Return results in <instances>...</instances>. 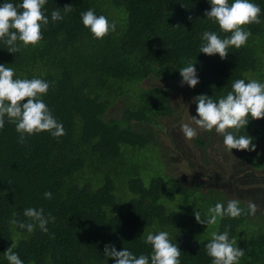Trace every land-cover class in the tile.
<instances>
[{
  "label": "trees",
  "instance_id": "1",
  "mask_svg": "<svg viewBox=\"0 0 264 264\" xmlns=\"http://www.w3.org/2000/svg\"><path fill=\"white\" fill-rule=\"evenodd\" d=\"M255 2L264 8V0ZM67 4L73 11L64 21H50L35 47L11 53L0 42V63L22 77L51 82L43 99L66 128L59 138L43 131L23 144L15 124L6 122L0 130V264H8L4 251L13 239L25 264H114L115 257L104 255L107 243L137 256L150 254L144 236L158 230L169 231L178 243L182 264H211L204 248L211 237L194 210L206 216L210 206L229 199L246 210L254 202L257 213L218 219L215 230L231 226L230 234L245 249L240 264H264V118L241 130L257 148L233 149L230 169L209 159L208 149L221 144L222 135L213 130L197 137L203 164L213 168L194 174L193 186L187 178L158 172L147 183L134 160L148 141L136 126L177 114L172 101L181 86L180 67L196 63L200 76L194 88L185 84L187 96L218 99L235 79L264 81V13L261 23L244 26L252 31L247 44L230 48L221 59L199 53L201 33L219 32L205 15L208 0H48L49 18ZM90 7L117 18V32L93 38L80 17ZM149 78L158 82L145 86ZM120 101L121 119L110 113ZM155 134L151 130L153 139ZM154 145L163 159L161 143ZM46 190L52 191L51 200L44 197ZM248 194L249 202L243 200ZM26 207H43L56 217L48 233L39 228L27 233L10 223L14 216L27 219Z\"/></svg>",
  "mask_w": 264,
  "mask_h": 264
},
{
  "label": "clouds",
  "instance_id": "2",
  "mask_svg": "<svg viewBox=\"0 0 264 264\" xmlns=\"http://www.w3.org/2000/svg\"><path fill=\"white\" fill-rule=\"evenodd\" d=\"M210 10H205L206 17L219 26V32L204 30L201 33L199 53L208 55L219 54L226 59L229 49H237L246 45L252 36L250 28L245 25L261 23L264 8L255 0H208ZM48 0H0V42L6 45L11 53L21 52L29 45L35 47L43 39V30L52 23L64 21L74 9L67 4L63 9H53L51 17L46 7ZM81 21L93 38L103 39L110 33H116L117 18L97 13L90 7L80 13ZM220 32L230 33L221 36ZM181 85L194 88L200 82L196 63H187L179 68ZM51 82L41 76L22 77L16 69L0 63V130L6 122L15 124L19 133V143H26L29 136L47 131L52 137L59 138L66 134V128L53 113V110L43 99L50 89ZM25 98H27L25 100ZM197 105V115H191V121L180 125L187 140H192L202 131H215L222 135L223 144L228 152L233 149L254 151L257 145L251 135L240 134L247 129L250 120L264 118V81L255 78H238L232 81L231 90L226 95L214 99L213 95L201 93L193 97ZM51 200L53 193L46 190L43 193ZM194 210V215L200 224L215 225L218 219L225 217L238 218L241 215H255L257 205L250 202L247 210L241 207L238 199H229L227 203L217 201L208 208V215L202 216L201 209ZM23 216H15L10 223L18 229L33 233L37 228L49 232V223H54L56 217L45 213L43 207H26ZM231 226L223 231H212L211 238L205 245L206 254L211 257V264H240L245 256V249L239 246L236 236L230 234ZM4 251L8 264H25L20 253L16 251L15 239ZM145 243L151 245L150 254L137 256L128 248L117 250L114 243H107L104 255L115 257L114 264H182V251L178 243H174L167 230L148 231L144 236Z\"/></svg>",
  "mask_w": 264,
  "mask_h": 264
},
{
  "label": "rangeland",
  "instance_id": "3",
  "mask_svg": "<svg viewBox=\"0 0 264 264\" xmlns=\"http://www.w3.org/2000/svg\"><path fill=\"white\" fill-rule=\"evenodd\" d=\"M157 82L158 79L149 78L145 81L144 85L152 86ZM186 92V85H181L179 90L177 89L173 94L174 100L172 102L177 109L175 117L159 116L148 123L136 126L134 129L138 135L140 134L148 138V141H146V148L137 152L134 159L138 167L141 168L147 183H150L153 174L158 172V174L168 175L170 178L172 176L179 179L182 178V180L187 178L189 185L193 186V179L197 177H195L194 174L198 175L201 170L207 172V168H213L203 164L201 156L202 148L198 146L195 141L197 137L192 140H187L181 131L180 125L185 122H190L191 115H197V112L194 110L193 96H187ZM175 100L177 102H175ZM123 105L124 103L122 101L114 105L110 112L112 116L121 119L122 111L119 107ZM151 130L156 131L155 139L151 137ZM200 135L206 138L205 135H207V133L202 131L198 137ZM156 140L161 143V156L163 159L160 157V153L157 150L160 149L159 145H154ZM208 150L210 152V163H218L222 170L230 169L229 165L236 161L234 154L226 150L223 142L221 144L219 143L218 146L216 144L210 147ZM199 180H204V178ZM248 195V200H243L249 202L252 194ZM161 202L163 203V200ZM216 227V224L207 227L206 234L208 237H211L210 233L212 231H216Z\"/></svg>",
  "mask_w": 264,
  "mask_h": 264
},
{
  "label": "bare ground",
  "instance_id": "4",
  "mask_svg": "<svg viewBox=\"0 0 264 264\" xmlns=\"http://www.w3.org/2000/svg\"><path fill=\"white\" fill-rule=\"evenodd\" d=\"M188 185V184H187Z\"/></svg>",
  "mask_w": 264,
  "mask_h": 264
}]
</instances>
